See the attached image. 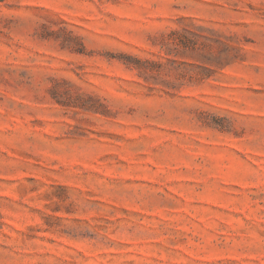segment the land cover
<instances>
[{
    "label": "rangeland",
    "instance_id": "rangeland-1",
    "mask_svg": "<svg viewBox=\"0 0 264 264\" xmlns=\"http://www.w3.org/2000/svg\"><path fill=\"white\" fill-rule=\"evenodd\" d=\"M0 264H264V0H0Z\"/></svg>",
    "mask_w": 264,
    "mask_h": 264
}]
</instances>
